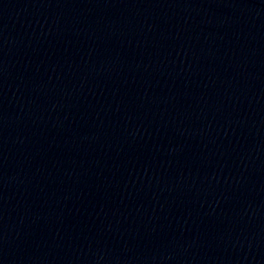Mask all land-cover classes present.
<instances>
[{
    "label": "water",
    "instance_id": "1",
    "mask_svg": "<svg viewBox=\"0 0 264 264\" xmlns=\"http://www.w3.org/2000/svg\"><path fill=\"white\" fill-rule=\"evenodd\" d=\"M0 264H264V0H0Z\"/></svg>",
    "mask_w": 264,
    "mask_h": 264
}]
</instances>
